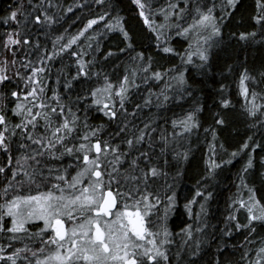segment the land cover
<instances>
[{
  "label": "snow or ice",
  "instance_id": "1",
  "mask_svg": "<svg viewBox=\"0 0 264 264\" xmlns=\"http://www.w3.org/2000/svg\"><path fill=\"white\" fill-rule=\"evenodd\" d=\"M96 3L104 4V0H96ZM132 3L143 23L155 34L160 51L177 57L179 63L163 71L156 70L152 67L151 57L145 60L144 52H136L132 60L139 61V66L129 67L118 82H113L104 75L100 86L90 88L86 95L77 97L78 100L88 102L89 106H95L108 121H119L120 116L127 113L125 105L130 98L131 89L140 86L136 83L140 72L144 73L139 77L143 83L163 82L158 93L154 94L149 89L143 106L155 102L159 107L167 104L170 99L182 100L185 95H191L187 91L192 86L189 73L195 70L206 76L211 71L213 48L223 40L224 21L237 10L241 0H219V4L217 0H208L207 3H201L200 0H174L156 10L152 9L148 0H132ZM48 6H51V0H48ZM106 7H112V11H105L102 15L88 19L84 27L66 41L63 35L57 36L50 53L47 49L42 50L38 59L40 66H35L30 59L27 63H22V67L31 70V75L15 72V76L24 81L23 90H20L19 85L11 86L12 77L8 74V66L14 65L15 59L10 60L5 56L0 64V87L4 89L0 91V152L5 154L7 165L11 168V181H15V184L7 183L2 193L4 199L0 203V233L10 234L11 241L27 238L35 239L39 244L30 247L25 243L23 247H15L10 243L7 247L11 251L0 245V264H170L169 250L165 245L172 243V233L166 225L159 231L149 226V218L154 212H158L161 205V197L149 191V185L155 178L167 175L154 162L156 158L152 155L154 146L151 134L156 132V128L145 123L130 136L116 140L115 136L128 130L127 122L120 121L122 126L117 133L104 139L99 135L103 131V124H89L87 117L82 119L78 114L79 109L74 111L58 91H53L50 97L46 91L45 82L48 77L45 61H51L68 50H71L72 56L77 57L78 70L72 80L90 76V61L84 59L87 51L80 47L79 41L84 37L87 47L91 48V41L96 33L87 36L86 33L100 21H104L103 27L109 32H119L122 35L126 48L119 51L134 50L133 37L126 26L125 17L113 6ZM255 8L253 19L264 31V0H255ZM35 9H40L42 15L32 16L34 26L56 23L44 5L37 4L34 11ZM67 11L71 12L72 8L69 7ZM19 14L21 9L17 7L4 22L15 21L17 25L21 24ZM157 15L161 17L159 21L155 19ZM232 35L241 41H248L255 39L257 33L239 31ZM174 40L180 45L179 48L174 46ZM30 43V38L21 35L17 28L7 35L5 48L10 49L15 56V46L23 47ZM73 45L79 50L74 49ZM33 46L39 48V40ZM113 54L111 50L107 53L108 56ZM228 71H232L231 67ZM94 75L99 78L101 74L96 72ZM239 84L247 116L253 119L254 125L264 124V71L254 75L248 68H243L239 74ZM65 86L71 88V80H67ZM225 88L226 85L221 84V89ZM256 88L260 90L257 91ZM9 96L14 98L9 101L14 103V107L6 112L5 101H8ZM231 104L232 101L226 96L220 100L222 109H229ZM135 107L140 109L142 105L136 104ZM200 110L189 111L182 118L171 121V136L162 132L159 137L162 141L159 153L161 156L178 137L187 138L193 130L201 127L197 116ZM9 112L19 117V122L13 123ZM214 121V126L205 129L206 132L211 131L213 141L209 145L210 155L206 161L208 177H213L223 163H231L241 151L250 147L246 141L239 150L230 153L227 161L213 159L216 155V126L228 123L227 113L222 115L217 112ZM17 135L22 137L19 147L25 151L15 160L13 168L12 140ZM248 141H252L251 136ZM145 144L148 146L147 150L142 148ZM220 147L223 148V144ZM259 147L261 145L254 143L251 152L255 153ZM65 156H71L73 163L62 169L47 162L63 160ZM175 156L180 162L189 160L188 151H176ZM164 163H168L166 158ZM253 167L254 160L250 154L241 171L247 173ZM69 168L72 169L71 172ZM5 171V167L0 166V173ZM18 176L21 177L19 180ZM240 182L247 188L249 195L247 199L233 200V210L228 219L235 222V228L248 229L251 236L256 232L257 223L264 225V197L257 196V190L246 182L244 176L240 177ZM25 184L36 185L37 189L44 185L46 190L26 195L16 192L9 197V189L22 188ZM122 184L123 191L120 190ZM195 195L202 196L207 201L213 193L197 189ZM166 200L165 220L175 208V192L167 196ZM196 203L197 200L193 197L184 205L190 216L193 215L192 205ZM199 207L200 214L196 219L201 220L200 226L187 224L181 229L184 243L192 240L195 245L190 253L193 257L199 254L203 243L202 239L195 238L194 233H203L207 228L202 220L204 203ZM241 209L246 213L245 223H241L237 217ZM5 218H9L8 224H5ZM37 222L42 224L33 232L29 225ZM225 234L230 236L231 229H227ZM176 255L179 256L180 253L177 252ZM240 260L245 264H264V241L250 251L245 250ZM215 264H230L222 249Z\"/></svg>",
  "mask_w": 264,
  "mask_h": 264
},
{
  "label": "trees",
  "instance_id": "2",
  "mask_svg": "<svg viewBox=\"0 0 264 264\" xmlns=\"http://www.w3.org/2000/svg\"><path fill=\"white\" fill-rule=\"evenodd\" d=\"M169 2H174V0H148L153 10L165 7ZM200 2L207 3L208 0H200ZM217 3L219 4V0ZM37 4L44 5L56 23L50 26H34L32 16L42 15L40 9L34 11V6ZM107 5L113 6L125 17L126 26L133 37L134 50L119 51L126 48V42L122 35L119 32H109L105 29L104 21L98 22L86 33V36L93 32L96 33L91 41L92 47H87L84 37H81L79 41L80 47L87 51L84 59L90 61V76L86 79L81 77L72 80L78 70L77 57L70 54L71 50L60 53L51 61H45L48 77L45 82L47 95L50 97L53 91H58L64 97V102L72 106L74 111L79 109L78 114L82 119L87 117L91 125L103 124V131L99 135L104 139H109L117 133L122 126L120 121L127 122L128 130L115 136L116 140H120L126 135L130 136L142 128L145 123H150L152 127L156 128V132L151 134L154 146L152 155L156 158L154 162L158 163L167 175L155 178L154 182L149 185V191L161 197V205L156 212L159 219L164 216L166 197L175 192L176 205L167 216L170 228L175 234L173 242L168 246L170 264H193V261L195 264H215L221 249L225 254L226 261L230 264H237V262L245 264L243 260H240L241 254L245 250L250 251L258 247L264 241V225L257 223L256 232L250 236L248 229L235 228V222L230 221L228 217L233 210V200L247 199L249 195L247 188L241 185V176H244L246 182L257 190L258 197H264V124L256 123L254 125L253 119L247 116L239 84V74L243 68H248L254 75L264 71V31L253 19L256 14L255 0H241L237 10L231 17L226 18L223 26V40L213 48L211 71L206 76L195 70L189 73L192 86L187 91L191 92V95H185L182 100L170 99L167 104L159 107L155 102L152 105L143 106L149 89L154 94L158 93L163 87V82L143 83L139 77H142L144 73L140 72L136 80L140 86L131 89L130 98L125 105L128 111L120 116L119 121H108L101 112L96 110L95 106H89L88 102L78 100L77 97L86 95L90 88L100 86L103 83L104 75H107L113 82H118L129 67L139 66V61L132 60L136 52H144L145 60L151 57L152 67L156 70L163 71L179 63L177 57L164 54L157 47L155 34L143 23L132 0H104V4H97L96 0H51V6H48V0H31V2L30 0H0V64L3 63L5 56L16 61L14 65L9 64L8 66V74L12 77L11 86L19 85L20 90H23L24 81L16 77L15 72L31 74L21 66L22 63H27L30 59L35 66H40L38 59L42 50L47 49L50 53L57 36L63 35L66 41L81 30L88 19L102 15L105 11L111 12L112 7H106ZM17 7L21 9V14L18 15L21 24L17 25L15 21L5 23L4 19ZM69 7L72 8L71 12L67 11ZM217 14L219 15V10H217ZM25 18H27V23H25ZM160 18L159 15L155 17L158 21ZM17 28L20 29L21 35H27L32 43L23 47L15 46V56H13L12 51L5 48V41L7 35ZM239 31H256L257 35L255 39L241 41L237 36L232 35ZM37 40L40 42L39 48L33 46ZM173 44L177 48L180 47L175 40ZM73 48L77 49V46L73 45ZM109 50L114 53L112 56L107 55ZM229 67L232 69L231 72L228 71ZM96 72L101 74L99 78L94 75ZM57 79H59V84H57ZM67 80H71V88L65 86ZM221 84L226 85V88L221 89ZM256 90L260 89L256 88ZM0 91H4V89L0 87ZM225 96L232 101L229 109H222L220 105V100ZM13 100L14 98L9 96L8 101H5L7 103L6 112L14 107V103L9 102ZM136 104H141L142 107L136 109ZM198 108L201 109L197 112L201 127L193 130L187 138L178 137L175 142L168 145L167 151L161 156L159 154L162 143L159 139L160 134L163 132L165 135L171 136L173 129L171 121L182 118L187 112L195 111ZM217 112L222 115L227 113L228 123L224 126H216V155L213 159L227 161L230 158V153L239 150L246 141L250 147L241 151L236 158L232 159L231 163H223L213 177H208L206 161L210 155L209 145L213 141L211 131L206 132L205 129L215 125L214 116ZM132 113L135 115L133 116ZM9 115L13 123L19 122V117L12 115L11 112ZM249 136L252 137V141H248ZM21 141L22 137L19 135L12 140L13 168L15 160L25 151L19 147ZM254 143L261 147L256 148L255 153H252L251 147ZM221 144H223V148L220 147ZM147 147V144L142 146L143 150H147ZM176 151H188L189 160L180 162L175 156ZM250 154L253 156L254 167L247 173H243L241 170ZM165 158L168 161L167 164L164 163ZM47 162L62 169L72 164L73 159L71 156H65L63 160ZM0 166H4L6 169L4 173H0V203H3L4 188L7 183L15 184V181H11V168L8 167L7 158L2 152H0ZM69 171L71 172L72 169L69 168ZM178 172L181 174H177ZM20 178L18 176L17 180ZM197 189L202 192L211 191L213 196L205 201L202 196L196 197ZM38 190L46 189L44 185L37 189L36 185L25 184L19 190L9 189V197L18 191L19 194L26 195L29 192L34 194ZM120 190H124L123 184ZM193 197L196 198L197 203L192 205L193 215L190 216L184 205ZM201 203L205 205L202 220L207 224V228L203 233H194L195 238L202 239L203 243L200 245L199 254L193 257L190 253L195 245L192 240H189L187 244L184 243L181 229L187 224H193L194 227L200 226L201 220L196 217L200 214L199 205ZM245 215L243 209L237 213L241 223L246 222ZM8 220L5 218V224H8ZM29 227L33 232L38 230L35 225ZM227 229H231L230 236L225 234ZM9 236L8 233H0V245H3L8 251L12 250L7 247L10 243L15 247H23L25 243L33 247L35 241V239L27 238L11 241ZM249 241H254V243H249ZM177 252L180 253L179 256L176 255Z\"/></svg>",
  "mask_w": 264,
  "mask_h": 264
},
{
  "label": "rangeland",
  "instance_id": "3",
  "mask_svg": "<svg viewBox=\"0 0 264 264\" xmlns=\"http://www.w3.org/2000/svg\"><path fill=\"white\" fill-rule=\"evenodd\" d=\"M26 71H28V73L29 74H31V70L30 69H26ZM16 190H19V188H17ZM38 191H41V190H38ZM19 192V191H18ZM35 194V193H34ZM12 195H13V193H12ZM7 219H9V218H7ZM149 220H150V224H149V226L150 227H153L154 228V230H156V231H159L160 230V228L162 227V226H164V225H166L167 226V228H168V230L172 233V236L170 237V239L172 240V242H173V239H174V237H175V234L172 232V230H171V228H170V224H169V219L167 220H165L164 219V216H163V218L161 219H159V218H157V215H156V212H154L153 213V215L149 218ZM38 224H42V222H37ZM31 225V224H30ZM29 225V226H30ZM170 245V244H169ZM169 245H165V247H167L168 248V246Z\"/></svg>",
  "mask_w": 264,
  "mask_h": 264
},
{
  "label": "flooded vegetation",
  "instance_id": "4",
  "mask_svg": "<svg viewBox=\"0 0 264 264\" xmlns=\"http://www.w3.org/2000/svg\"><path fill=\"white\" fill-rule=\"evenodd\" d=\"M31 225H34V224H31ZM38 223L37 224H35V226L38 228ZM36 246H39V244H38V242L35 240L34 242H33V247H36Z\"/></svg>",
  "mask_w": 264,
  "mask_h": 264
}]
</instances>
